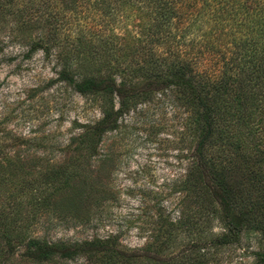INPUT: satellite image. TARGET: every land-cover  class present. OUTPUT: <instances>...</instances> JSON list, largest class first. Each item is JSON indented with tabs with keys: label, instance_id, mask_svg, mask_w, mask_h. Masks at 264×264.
<instances>
[{
	"label": "trees",
	"instance_id": "16d2710c",
	"mask_svg": "<svg viewBox=\"0 0 264 264\" xmlns=\"http://www.w3.org/2000/svg\"><path fill=\"white\" fill-rule=\"evenodd\" d=\"M106 2L0 0V24L7 30L0 41L9 49L3 58L38 52L54 58L57 81L91 97L100 112L72 141L74 156L65 166L41 176L28 157L0 160V264L79 258L82 264H207L211 250L238 244L247 231L264 238V0H153V8L135 12L120 0L117 10L139 19L134 32L124 25L116 34L112 26L116 43L108 47L103 40L109 37L99 33L102 45L95 47L94 30L79 22L77 4L109 16ZM180 3L188 14L200 10L185 27L192 37L187 42L178 35ZM160 40L164 47L157 52L152 47ZM155 100L182 109V129L192 144L188 165L160 196H175L177 217L161 205L153 218L144 215L149 241L137 250L121 248L112 233L77 243L29 234L39 211L89 222L95 209L116 197L103 181L109 176L101 179L116 159L114 141L101 147L104 136L115 132L123 140L122 115ZM213 222L220 232L202 237ZM176 243L187 251L173 257ZM253 257V264H264V250Z\"/></svg>",
	"mask_w": 264,
	"mask_h": 264
},
{
	"label": "rangeland",
	"instance_id": "374dc122",
	"mask_svg": "<svg viewBox=\"0 0 264 264\" xmlns=\"http://www.w3.org/2000/svg\"><path fill=\"white\" fill-rule=\"evenodd\" d=\"M106 1L111 12L109 16L102 15L89 5L77 4L78 12L83 16L79 22L94 30L91 38L95 47L102 45L97 38L99 33L109 37L108 41L103 42H108L111 48L116 40L112 38L109 29L113 26L116 34L121 35L122 26L126 25L128 30L134 32L139 20L134 13L125 17L121 10H117L120 0ZM127 1L134 6L133 12L136 8L146 11L154 7L153 0ZM175 7L179 9L177 16H183L178 25V35L184 33L183 40L187 42L192 37L185 27L193 22L191 14L200 10L193 9L188 14V9L182 3ZM5 29L0 24V35L6 34ZM148 32L155 33V30L150 28ZM1 42L0 160L17 154L28 157L39 166L42 176L71 161L74 156L72 141L76 140L85 124H92L100 118V112L91 97L81 95L67 84L57 81L58 66L54 58H44L38 52L31 58L16 55L11 61L3 58L8 48ZM161 42L152 48L161 51L164 47ZM79 59L81 55L78 54L72 62ZM183 118L182 109L156 100L147 105L139 104L134 111L122 115L118 131L124 133L123 140H119L118 134L112 132L104 136L101 145L104 147L115 142L116 159L102 173L101 179L109 176L103 181H109L116 197L95 209L89 222H78L68 217L52 219L51 210L39 211L35 214L39 216L33 217L29 224L28 233L50 242L64 243H77L112 233L118 235L121 248L137 250L144 247L149 241V231L141 225L145 220L144 215L153 218L157 206L161 205L167 207L171 219L177 217L172 209L175 196H160L167 192L172 180L189 163L192 144L182 129ZM9 187L5 186V189ZM210 232H220L216 222L212 223V229L204 231L201 236ZM204 249L206 252V247ZM182 250L185 249L176 243L173 257L180 256ZM260 250H264L263 236L256 231H247L238 244L211 250L207 264H253V253ZM21 262L26 264L27 261H16V264ZM82 263L81 258L68 262Z\"/></svg>",
	"mask_w": 264,
	"mask_h": 264
}]
</instances>
